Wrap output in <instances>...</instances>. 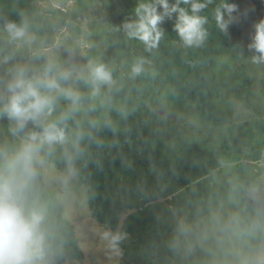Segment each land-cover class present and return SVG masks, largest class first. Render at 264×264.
<instances>
[{"label": "trees", "instance_id": "obj_1", "mask_svg": "<svg viewBox=\"0 0 264 264\" xmlns=\"http://www.w3.org/2000/svg\"><path fill=\"white\" fill-rule=\"evenodd\" d=\"M37 1L0 0V28L6 20L19 22V14L24 13L39 42L52 44L54 31L70 25L77 18V13L53 8L41 14L35 5ZM216 2L214 0L202 13L209 16V21L205 25L208 36L200 47L184 46L174 27L175 18L166 17L159 25L164 35L150 52L145 50L142 42L129 39L122 28L123 23L135 19L134 11L126 10L122 0L120 9H114L108 3L110 9L105 13L107 24L102 34L107 45L95 60L112 69L115 89L118 90H113L103 106L101 98L94 102L86 101L96 105V111L88 116L100 123L94 135L102 140V145L91 144L82 184L87 187L89 210L97 222L115 229L123 217L129 234L120 244L124 254L129 255L126 264L133 261L134 264H178L167 249L172 235L170 230L175 229L172 225L178 221L172 222V215L180 219L177 212H185V217L190 218L198 213L206 214L209 205L215 206L214 200L224 198L227 191L219 179L223 169L229 172L230 194L255 184L253 181L264 172V108L254 109V124L247 120L241 123L232 121L229 110L212 99V56L232 46V38L237 33L235 22L226 32L216 25L211 15ZM230 2L238 6L237 0ZM83 4L84 0H76L78 7ZM236 15L238 17V13ZM76 47L69 44L67 48ZM0 49H3L0 54L13 51L10 44L0 45ZM139 59L145 61L144 72L133 78L131 65ZM13 63L39 67L44 59L34 60L23 48L17 49L13 61L0 65V79L7 78V69ZM236 70L228 82L232 90L238 87L236 95L249 106L253 79L247 77L243 65L239 64ZM260 82V93L264 95V76ZM79 87L87 94L88 89L82 84ZM105 93L106 88L102 89V96ZM164 99H187L195 104L202 118L224 125L225 131L217 151L195 143L171 145L174 139L169 136V131L163 129L164 120L168 118L154 109ZM64 104L61 101L59 108ZM120 110L127 115H120ZM77 119L83 120L87 127L83 114ZM105 119L113 121L117 128L115 133L103 127ZM5 141H13L7 119L0 120V142ZM61 166L57 162V167ZM171 194L173 198L169 202L179 203L178 209L169 208L166 203ZM232 209L242 215L251 213L250 202L243 196L232 203ZM50 213L54 220L60 222L65 240L55 264L70 257L83 259L74 229L64 220L62 209L53 203ZM247 242L254 243L251 238H247ZM202 261L200 258L196 264H202Z\"/></svg>", "mask_w": 264, "mask_h": 264}, {"label": "clouds", "instance_id": "obj_2", "mask_svg": "<svg viewBox=\"0 0 264 264\" xmlns=\"http://www.w3.org/2000/svg\"><path fill=\"white\" fill-rule=\"evenodd\" d=\"M214 0H139L135 19L123 23L129 39L142 42L146 51L155 49L164 33L160 23L175 18V30L186 47H200L208 36L209 16L202 14ZM184 5V6H181ZM238 6L230 0H217L212 18L222 31L236 21ZM19 22L6 20L0 31L7 43L26 48L39 67L13 63L7 78L0 79V120L7 119L12 142H0V264H55L65 243L59 221L52 218L53 203L68 212L83 209L88 194L81 187L83 170L90 157V146L102 140L94 135L100 123L88 116L110 99L116 86L113 71L99 60L86 65L61 62L47 55L39 37L31 30L24 13ZM248 44L254 52L252 63L264 64V18L254 25ZM227 50V49H226ZM225 51V50H224ZM3 49H0V53ZM15 58V49L0 54V65ZM145 61L131 65L134 78L144 72ZM82 84L88 89L81 90ZM107 93L102 96V89ZM118 90V89H115ZM64 101V107L59 108ZM59 108V111H58ZM83 114L84 121L77 119ZM120 115L126 116L123 110ZM103 127L117 131L111 119ZM57 162L62 165L57 167ZM250 202L251 213L241 214L223 202L209 205L207 213L184 217L167 242V249L178 264H264V184H253L229 195ZM100 240L114 255L120 254L125 234L119 230H98ZM251 238L254 243H248Z\"/></svg>", "mask_w": 264, "mask_h": 264}, {"label": "rangeland", "instance_id": "obj_3", "mask_svg": "<svg viewBox=\"0 0 264 264\" xmlns=\"http://www.w3.org/2000/svg\"><path fill=\"white\" fill-rule=\"evenodd\" d=\"M84 1L85 4L80 7L76 5V0H38L36 2L37 10L41 14H46L48 10L53 8L74 10L77 13V18L70 25L54 31L55 40L52 44L41 43L47 55L55 56L64 63L69 61L68 64L86 65L89 60H95L102 53L101 51L105 49L107 41L102 35L107 24L105 13L109 12L110 5L114 9H120V0ZM237 1L238 17L235 21L237 33L232 38V46L212 56L210 69L212 99L217 105L229 110L232 121L242 123L247 120L250 124H254L253 121H256V111L254 109L261 110L264 108V95L260 93L262 86L260 81L264 76V64L252 63L251 58L254 52L249 51L248 44L254 32L253 25L264 18V0ZM138 3L139 0H122L123 7L126 10L130 9V11H134ZM31 30L34 32L33 29ZM69 44H75L77 47L67 48ZM0 45H9L6 34L1 31ZM10 46L13 50L20 49L16 48L15 45ZM23 49L29 52L26 48ZM29 54L31 53L29 52ZM239 64L243 65L247 77L250 76L253 79L250 88L253 96L249 98V106H246L244 101L240 100V96L236 95L235 90L238 87L232 90V86L228 82L238 71L236 69ZM154 109L162 116L170 118L164 120L166 122L163 129L169 131V136L174 139L171 145L195 143L210 151H217L222 140L221 135L225 131L224 125H216L202 118L197 112L195 104L187 99L175 101L164 99L163 102L155 105ZM232 121L229 124L232 125ZM171 148L173 147L171 146ZM228 178L229 172L227 173L223 169L219 179L224 184L227 194L222 199L214 200L215 206L223 202L227 207L232 208V203L228 199L230 195ZM254 182L255 184H264V172L259 174ZM81 187L87 193L86 185L82 184ZM167 198L166 203L169 208L175 210V208L180 207L177 202H169L173 198L172 194ZM176 214H179L180 219L186 215L185 212H177ZM188 218L190 217L188 216ZM170 220L176 222L179 218L172 215ZM66 222L73 227L75 239L84 257L80 260L76 257H70L60 264H126L129 255L124 254L121 247L120 254L114 256L100 240L98 230L112 228L101 225L91 216L88 201L83 209L79 207L71 209L68 212ZM176 224L173 223L172 226L175 228ZM125 229L123 217H121L118 226L112 230L123 232L126 239L129 234ZM173 231L170 230L172 233Z\"/></svg>", "mask_w": 264, "mask_h": 264}]
</instances>
